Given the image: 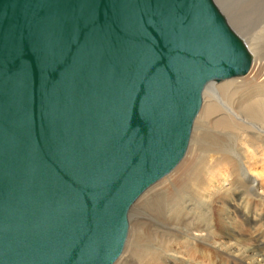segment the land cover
<instances>
[{"label": "water", "instance_id": "1", "mask_svg": "<svg viewBox=\"0 0 264 264\" xmlns=\"http://www.w3.org/2000/svg\"><path fill=\"white\" fill-rule=\"evenodd\" d=\"M252 64L216 0H0V264H116Z\"/></svg>", "mask_w": 264, "mask_h": 264}, {"label": "bare ground", "instance_id": "2", "mask_svg": "<svg viewBox=\"0 0 264 264\" xmlns=\"http://www.w3.org/2000/svg\"><path fill=\"white\" fill-rule=\"evenodd\" d=\"M259 13L244 40L253 56L250 73L209 84L186 157L132 207L130 218L135 207L153 220L137 221L132 242L130 224L116 264H264L263 235L248 247L235 221L240 215L253 225L264 222V180L250 165L257 154L264 160V10Z\"/></svg>", "mask_w": 264, "mask_h": 264}, {"label": "rangeland", "instance_id": "3", "mask_svg": "<svg viewBox=\"0 0 264 264\" xmlns=\"http://www.w3.org/2000/svg\"><path fill=\"white\" fill-rule=\"evenodd\" d=\"M216 2L219 5V7L223 10V12L227 16V18L229 19L231 26L237 32V34L240 35L244 40L245 39L249 40V37H250L249 34L250 33H248V32H250L249 30L253 29L259 23L258 16L261 14L259 12L264 10V0H241V1L240 0H238V1L237 0H216ZM239 4H240V6H239ZM237 11H239L238 12L239 14L237 13ZM244 78L242 77V78L232 79V80H242ZM225 82H227V81H225ZM225 82L216 83V84L220 85V84L225 83ZM195 124H196V122H195ZM195 133H196V128L194 127L192 138H193ZM192 138H191V140H192ZM236 153H237V151H235V153H233V155H232V156H234V159L240 158V156L238 157V155ZM247 158L250 159V156L247 155ZM250 163H251L250 165L254 168L255 172L257 174L261 175L263 177V180H264V160H262L261 156L258 154L253 156V160L250 161ZM166 178H164V180ZM161 181H163V180H161ZM230 193H231V195L229 194V196L233 197L232 191H230ZM224 197H225V195H224ZM234 200H237V199L234 198ZM254 204L256 205V208H257L256 211H258V213H260L261 208H262L261 202H254ZM215 208L225 210V208H223L221 205H217ZM235 217H236L235 218L236 227L239 230V232H241L243 234V237H246V239H247L246 244L248 245V247L255 244V240H256L257 236L263 235V237H264V222L253 225L252 223H248L240 215H237ZM142 219L146 220L147 222L148 221L151 222V220H153V218H151V213L148 210H145V211L144 210L141 211L139 209L136 210L134 207V209L132 210V213H131V218H130L132 226H133V230L131 233V235H132L131 236V242L137 233V230H135V229H137V228H135L137 226V223H139L137 221H141ZM178 264H180V263H178ZM225 264H236V262L233 261L232 259H228L225 261Z\"/></svg>", "mask_w": 264, "mask_h": 264}]
</instances>
